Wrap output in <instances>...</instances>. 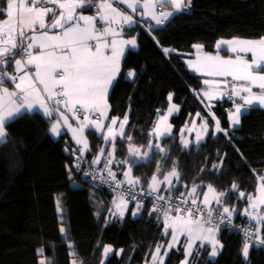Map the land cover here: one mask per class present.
Wrapping results in <instances>:
<instances>
[{"label":"trees","instance_id":"1","mask_svg":"<svg viewBox=\"0 0 264 264\" xmlns=\"http://www.w3.org/2000/svg\"><path fill=\"white\" fill-rule=\"evenodd\" d=\"M134 29L138 48L126 51L108 95L110 116L128 119L124 134L113 142L115 174L122 176L129 167L134 183L147 188L153 176L175 171L176 185L162 192L183 195L196 187L200 195L212 187L219 199L211 209L227 207L235 219L243 220L264 169V108L251 107L227 133L216 131L210 111L227 129L232 101L224 98L207 110L197 92L202 88L200 76L186 67L183 53L196 43L205 52H220L215 49L219 38L264 36V0H188L187 7L162 26H136L130 33ZM170 96L180 106L171 117L173 130L154 136V123ZM196 113L209 118L210 127L203 140L185 147L180 129ZM50 125L38 112L22 113L4 125L0 264H40L41 258L44 264H141L158 245L163 251L169 235L160 220L162 210L146 204L132 216L130 204L122 219L112 216L113 197L75 174L70 150L65 149L67 135L52 137ZM86 138V156L94 161L103 135L89 129ZM130 145L148 155L136 161ZM218 239L221 249L214 259L208 246L198 245L187 264H264V247L249 248L244 259L239 234L221 229ZM106 246L111 252L104 259ZM184 258L180 242L168 251L164 264H180Z\"/></svg>","mask_w":264,"mask_h":264},{"label":"crops","instance_id":"2","mask_svg":"<svg viewBox=\"0 0 264 264\" xmlns=\"http://www.w3.org/2000/svg\"><path fill=\"white\" fill-rule=\"evenodd\" d=\"M95 4L99 5V16L92 11ZM158 5L162 6V16L168 21L187 7L188 0H0L3 11L0 17V139L6 122L22 113L38 112L51 121L52 137L67 135L66 151L79 147L87 152L86 131L89 129L102 134L104 142L93 159L103 163L111 157L117 166L113 142L124 134L128 119L127 116H110L109 91L119 76L126 51L138 48V31L134 29L130 33L129 30L136 26L145 30L162 26L157 24ZM18 44L23 49L21 54L17 52ZM215 49L220 52L208 53L201 43H196L192 51L183 53L184 63L200 76L202 88L197 92L207 110L216 102L234 96L227 113V129L220 127L211 111L209 115L213 128L227 133L239 126L241 115L251 107L264 108V36L219 38ZM60 72L65 79H57ZM128 77L132 79L133 73ZM57 85L61 89L58 90ZM179 109L170 96L152 133L157 137L170 134L171 117ZM208 119L196 113L191 121L182 125L181 138L188 137L187 144L203 140L210 127ZM196 139L198 141H194ZM128 171L129 167L124 169L126 178ZM158 179L152 186L149 183L147 189L158 192L170 189L177 183V174L171 184L165 181V176ZM191 191L199 195L196 187L189 188L183 195L194 202L187 193ZM207 191L208 188L201 197ZM212 194L211 204L201 201L197 204L212 208L219 199L216 192ZM250 198L252 203L242 217L264 233V169ZM111 203L112 216L122 219L130 204L115 198ZM138 212L134 206L132 216H137ZM161 212L160 220L169 239L163 251L162 244L158 245L150 259L141 264H164L168 251L180 242L184 244L185 253L180 264H187L198 245L210 248V259L217 256L221 243L212 248L208 236L215 230H202L197 220L189 216L179 218L167 209ZM248 251L242 247L244 259ZM40 264H44L42 258Z\"/></svg>","mask_w":264,"mask_h":264},{"label":"built area","instance_id":"3","mask_svg":"<svg viewBox=\"0 0 264 264\" xmlns=\"http://www.w3.org/2000/svg\"><path fill=\"white\" fill-rule=\"evenodd\" d=\"M162 6L156 8L157 24L163 25L166 19L162 16ZM93 13L101 14L98 4L92 9ZM23 51L20 44L17 45V52ZM57 79H65V75L60 72L56 75ZM59 90L60 86H56ZM230 101L234 96L227 97ZM73 158V168L76 175L81 180L98 188L103 194L110 195L113 198L126 201L141 209L148 204L153 209L170 210L178 215L179 218L189 216L193 219H199L201 225L208 230L226 229L239 234L242 239L243 247L251 248L264 247V233L259 231L254 225L246 221L237 220L222 212L208 210L204 205L191 202L182 194H173L170 192L152 191L147 188L137 186L134 182L126 178L125 175L118 176L115 174V165L111 157H108L103 163L89 160L79 147L70 149Z\"/></svg>","mask_w":264,"mask_h":264},{"label":"rangeland","instance_id":"4","mask_svg":"<svg viewBox=\"0 0 264 264\" xmlns=\"http://www.w3.org/2000/svg\"><path fill=\"white\" fill-rule=\"evenodd\" d=\"M153 135L155 136V134L153 133ZM163 136V135H162ZM161 136V137H162ZM187 139H188V137H182L181 138V142H182V144H183V146H187L188 144H187ZM194 141H198L197 139L196 140H194ZM156 147H158V146H156ZM139 149L138 148H136L135 146H133V145H130L129 146V152L131 153V154H133L134 155V158H135V160L137 161L138 159H144L147 155H148V153H145V154H142V156H140L139 155ZM175 171H170L169 173H167L166 175H165V181L167 182V183H169V184H171L172 183V178L174 177V175H175ZM127 178L129 179V180H132L133 182H135V180L133 179V177H132V175H131V172L130 171H128L127 172ZM159 181V179H158V177L156 176H153L152 177V179H151V181H150V184H151V186L153 185V184H155V183H157ZM72 185H75V181L74 182H72ZM214 192H216V191H214V189L212 188V187H208V191L204 194V196L203 197H201V195H195V194H192V193H194L193 191H191V192H187L188 193V195L189 196H191L192 197V199L194 200V202H195V204H197V203H199L200 201L202 202V203H204V204H211V202H212V200H213V198H212V193H214ZM212 198V199H211ZM211 199V200H210ZM252 198H250V200H251ZM193 202V203H194ZM251 203H252V201L250 202L249 201V205H251ZM208 210H212L209 206H208ZM224 211V213H226L227 215H231V214H229L230 212H229V210H228V208L227 207H225L224 209H223ZM264 210V209H263ZM222 212V213H223ZM195 220H197V222L199 223V225L201 226V228H202V230H204V228L206 229V227L205 226H203V225H201V222H200V220L199 219H195ZM196 228H199L198 227V225H197V227ZM200 229V228H199ZM207 230V229H206ZM217 235H218V230H215V231H212L211 233L209 232V235L208 236H210V242H209V244H210V246L212 247V248H214V247H216V245H217V247H218V245H219V240L217 239ZM174 239H172L171 241H173ZM70 249H71V246H70ZM110 250H111V248L109 247V246H106V248H105V250H104V259L106 258V256L108 255V253L110 252Z\"/></svg>","mask_w":264,"mask_h":264},{"label":"bare ground","instance_id":"5","mask_svg":"<svg viewBox=\"0 0 264 264\" xmlns=\"http://www.w3.org/2000/svg\"><path fill=\"white\" fill-rule=\"evenodd\" d=\"M234 217H235V216H234ZM242 219H243L242 221H246L247 223L253 225L252 223L248 222L244 217H242Z\"/></svg>","mask_w":264,"mask_h":264}]
</instances>
